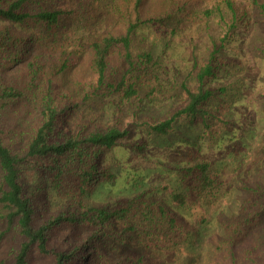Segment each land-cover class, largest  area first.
<instances>
[{
  "label": "trees",
  "instance_id": "1",
  "mask_svg": "<svg viewBox=\"0 0 264 264\" xmlns=\"http://www.w3.org/2000/svg\"><path fill=\"white\" fill-rule=\"evenodd\" d=\"M68 1L0 0V237L10 234L11 239L5 262L153 264L152 252H171L191 241L195 227L180 210L216 196L223 182L193 152L194 163L179 169V186L168 201L139 193L89 204L86 196L116 177L103 162L105 152L129 132L118 123L78 129L68 120L80 98L119 93L122 103L137 97L141 86L154 93L160 79L154 55L132 49L133 32L151 24L175 35L195 12L188 2L159 13L145 9L147 0H129L122 28H108L76 51L66 20L78 10ZM259 8L264 17V4ZM260 51L264 54V48ZM224 60L215 48L196 73L198 87L184 84L185 102L150 124V132L167 135L183 118L209 128L206 104L226 87L212 90L204 82L218 76ZM75 66L71 89L61 75ZM25 116L30 136L17 144ZM134 147L144 150L142 144ZM29 171L37 177L34 185L28 183ZM242 189L247 198L239 213L223 220V233L214 237L215 264H264V252L244 243L263 224L264 187L245 184ZM60 233L76 240L57 239Z\"/></svg>",
  "mask_w": 264,
  "mask_h": 264
},
{
  "label": "rangeland",
  "instance_id": "2",
  "mask_svg": "<svg viewBox=\"0 0 264 264\" xmlns=\"http://www.w3.org/2000/svg\"><path fill=\"white\" fill-rule=\"evenodd\" d=\"M256 1L258 4L255 0H147L146 10L163 13L179 2H188L195 12L175 35L162 33L151 24L140 25L133 32L132 49L154 55L155 70L160 75L154 93L141 86L139 95L129 101L121 103L119 93H113L80 98L72 109L68 124L78 129L118 123L129 132L105 152L103 162L116 177L91 191L86 196L89 204L139 193L168 201L171 191L179 186V169L194 163L193 152L201 161L209 162L212 175L223 182L216 196L180 210L195 227L193 237L174 251L152 252L153 264H215L214 237L223 233V220L239 213L247 198L243 185L264 187V54L260 51L264 48V17L259 8L264 0ZM68 3L78 10L66 20L76 51H84L83 44L108 28H122L130 12L129 0ZM208 10L211 13H206ZM215 48L226 65L216 78L206 79L204 87L217 91L226 87V91L206 104L210 127L205 128L200 120L190 123L183 118L167 135L150 132V124L166 118L185 102L184 84L198 87L196 73ZM76 71L75 66L61 75L68 88L73 89ZM29 119L25 116L18 126L17 144L29 139ZM136 144H142L144 150L135 149ZM26 174L28 183L34 185L36 175L31 171ZM56 238L65 242L69 238L67 243L76 240L63 233ZM244 239L262 254L264 221L257 234L249 233ZM10 240V234L0 237V264H7ZM128 249L136 251L132 244Z\"/></svg>",
  "mask_w": 264,
  "mask_h": 264
}]
</instances>
